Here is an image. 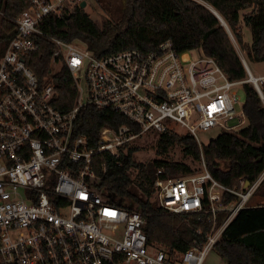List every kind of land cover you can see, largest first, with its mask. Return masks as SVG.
I'll use <instances>...</instances> for the list:
<instances>
[{"label":"built area","instance_id":"built-area-1","mask_svg":"<svg viewBox=\"0 0 264 264\" xmlns=\"http://www.w3.org/2000/svg\"><path fill=\"white\" fill-rule=\"evenodd\" d=\"M29 3L10 18L14 33L0 46V264H201L264 179V169L246 187L242 178L239 186L220 183L206 169L197 132L242 128L236 88L252 83L264 104V74L255 76L240 57L246 77L229 79L212 56L199 48L196 56L176 51L170 40L149 52L129 48L97 56L82 42L43 29L47 15L59 17L75 6L85 10L87 0ZM42 38L52 51L51 71L40 81L25 58ZM62 68L76 88L67 110L54 104L52 77ZM84 105L110 109L138 130L104 126L90 147L74 128ZM147 131L187 133L200 150L199 172L158 175L153 182L165 212L204 213L212 224L203 242L183 252L147 244L143 213L103 189V175L92 167L95 153L129 155ZM228 194L237 199L228 202Z\"/></svg>","mask_w":264,"mask_h":264},{"label":"trees","instance_id":"trees-1","mask_svg":"<svg viewBox=\"0 0 264 264\" xmlns=\"http://www.w3.org/2000/svg\"><path fill=\"white\" fill-rule=\"evenodd\" d=\"M94 1L107 15L101 24L93 21L84 9L75 6L59 17L47 15L43 25L45 33L64 41L78 40L97 56L129 48L149 52L170 40L176 51L199 48L212 56L229 79L245 78L246 71L228 32L204 2L225 21L250 60L264 61V0ZM29 4V0H0V46L14 33L10 18L23 13ZM240 21L251 32L250 43L243 41ZM41 42L40 48L25 58L40 81L51 71L52 51L48 39L42 38ZM52 78L55 106L61 110L70 109L76 96L70 74L62 68ZM242 89L246 125L234 131H221L202 146L208 172L230 187L239 186L241 178L253 182L264 169V104L252 83L243 82ZM123 124L138 130L110 109L84 105L77 114L74 128L77 134L86 136L90 147H94L102 127L117 128ZM172 144H179L184 156H189L191 161H199L200 150L187 133L158 135L157 155L166 154ZM135 150V147H129V155L118 158L102 152L92 156V167L97 174L103 175L100 186L122 199L123 205L138 208L143 213L147 244H158L174 253L203 242L212 227L207 215L167 213L157 204L153 189L158 175H186L197 173L201 168L164 156L137 162L132 160ZM102 168H105L104 173ZM158 170H161L160 174ZM252 196L262 198V205L240 209L213 245L226 264H264V179ZM236 199L235 195H226L228 202Z\"/></svg>","mask_w":264,"mask_h":264},{"label":"rangeland","instance_id":"rangeland-1","mask_svg":"<svg viewBox=\"0 0 264 264\" xmlns=\"http://www.w3.org/2000/svg\"><path fill=\"white\" fill-rule=\"evenodd\" d=\"M208 5V4H207ZM86 13L90 16V18L95 21L97 24H101L102 19L105 18L107 15L103 11V9L94 1V0H87V6L85 8ZM240 31L242 33L243 41L246 43L251 42V32L249 28L240 21ZM230 39L233 43L234 48L236 49L237 53L240 57H244L246 63L249 66L250 71L255 75L264 74V61L263 62H255L248 58L246 52L241 49L237 41L235 40L234 36L231 34ZM80 45V43H78ZM187 54L190 56H196L199 54L198 49L188 50ZM238 95L240 97V103H244V91L242 89V85L236 88ZM247 121L244 119L243 126L246 125ZM221 131L220 127H214L207 131H198L197 135L199 140L202 144H207V142L215 138ZM158 140V134H154L153 132H146L140 138L136 139L133 142V148L135 147L136 150L132 152V160L137 162H146L154 157H167L174 161H182L187 164H190L192 167L199 168V163L197 161H191L189 156H184L181 146L179 144H172L166 150V154L157 155L159 149H157L156 142ZM161 150V149H160ZM251 202L252 200H259L263 201L262 198L258 196L251 195ZM122 200V199H120ZM201 264H226V260L222 258L214 248H211L207 254L205 255Z\"/></svg>","mask_w":264,"mask_h":264},{"label":"water","instance_id":"water-1","mask_svg":"<svg viewBox=\"0 0 264 264\" xmlns=\"http://www.w3.org/2000/svg\"><path fill=\"white\" fill-rule=\"evenodd\" d=\"M204 4V3H203ZM205 5V4H204ZM85 6V2L84 1H82L81 3H80V7L81 8H83ZM212 13H214L216 16H217V18H219V20L221 21V24L224 26V28L226 29V31L228 32V34H229V36H231L230 35V31H229V28H228V26H227V24L225 23V21L221 18V16L215 11V10H213V9H211L210 7H208L207 5H205ZM249 185V182H245V187L246 186H248Z\"/></svg>","mask_w":264,"mask_h":264},{"label":"crops","instance_id":"crops-1","mask_svg":"<svg viewBox=\"0 0 264 264\" xmlns=\"http://www.w3.org/2000/svg\"><path fill=\"white\" fill-rule=\"evenodd\" d=\"M251 198L252 197L249 198V200H248L247 204L245 205V207L246 206L256 207V206H261L262 205L261 203L263 201H259V200H256V199L255 200H252L251 202H249L251 200Z\"/></svg>","mask_w":264,"mask_h":264},{"label":"bare ground","instance_id":"bare-ground-1","mask_svg":"<svg viewBox=\"0 0 264 264\" xmlns=\"http://www.w3.org/2000/svg\"><path fill=\"white\" fill-rule=\"evenodd\" d=\"M202 3H204V2H202ZM205 5H207L206 3H204ZM208 7H210L209 5H207ZM211 9H213L212 7H210ZM214 10V9H213ZM147 132H149V131H147ZM151 132V131H150ZM146 133V132H145ZM162 133H166V132H162ZM162 133H156V134H158V135H160V134H162ZM144 135V134H143ZM141 137V136H140ZM139 137V138H140ZM138 139V138H137Z\"/></svg>","mask_w":264,"mask_h":264}]
</instances>
